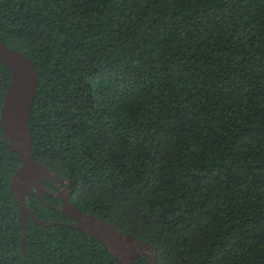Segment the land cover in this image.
I'll list each match as a JSON object with an SVG mask.
<instances>
[{"label":"trees","instance_id":"obj_1","mask_svg":"<svg viewBox=\"0 0 264 264\" xmlns=\"http://www.w3.org/2000/svg\"><path fill=\"white\" fill-rule=\"evenodd\" d=\"M0 38L35 65L33 153L77 209L156 264H264V0H0ZM11 81L0 59V120ZM21 165L0 122V264H121L48 194L24 252Z\"/></svg>","mask_w":264,"mask_h":264},{"label":"water","instance_id":"obj_2","mask_svg":"<svg viewBox=\"0 0 264 264\" xmlns=\"http://www.w3.org/2000/svg\"><path fill=\"white\" fill-rule=\"evenodd\" d=\"M0 59L11 71L12 81L7 87L5 102L1 112V127L6 144L16 152L22 165L11 181V190L21 206L22 228L24 237L22 247L25 252L26 218L31 216L41 226H46L29 209L27 196L37 190L61 199L57 210L76 221L74 228L89 233L98 239L121 264H136L142 256H149L147 264H156L153 247L136 240L130 234H123L104 220L86 214L71 202L70 182L39 163L33 153L30 120L32 108L38 93L39 78L33 61L24 53L7 46L0 38ZM46 181L57 182L61 193H53L45 186ZM63 185H66L64 188Z\"/></svg>","mask_w":264,"mask_h":264},{"label":"flooded vegetation","instance_id":"obj_3","mask_svg":"<svg viewBox=\"0 0 264 264\" xmlns=\"http://www.w3.org/2000/svg\"><path fill=\"white\" fill-rule=\"evenodd\" d=\"M60 188H61V187H60ZM31 193H36V194H37V190L34 189V191H32ZM60 193H61V191H60ZM42 194L44 195V194H46V193L43 192ZM37 195H38V194H37Z\"/></svg>","mask_w":264,"mask_h":264}]
</instances>
